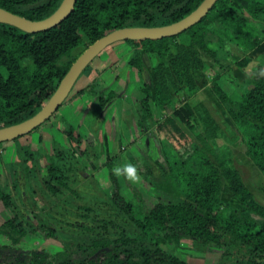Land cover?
I'll list each match as a JSON object with an SVG mask.
<instances>
[{
	"label": "trees",
	"instance_id": "obj_1",
	"mask_svg": "<svg viewBox=\"0 0 264 264\" xmlns=\"http://www.w3.org/2000/svg\"><path fill=\"white\" fill-rule=\"evenodd\" d=\"M202 1L77 0L64 21L37 33L0 22V128L28 119L47 103L76 60L78 47L123 27L171 24ZM232 1L245 5V12ZM61 2L0 0V7L41 20ZM254 20H264V0H218L201 21L179 35L127 40L133 47L129 65L143 77L147 57L153 72L154 88L147 81L138 87L142 95L132 117L137 132L152 127L157 112L176 109L174 88H186L190 96L199 91L204 57L219 61L225 46L223 34L244 48L257 46L261 30ZM90 68L91 64L84 72ZM97 85L88 90L98 97L91 111L100 123L106 107L121 93L111 87L97 89ZM248 85L237 99L217 82L212 88L243 136L248 155L264 171V74ZM186 109L204 126L197 134L195 151L183 157L163 148L164 161L148 158L143 166H134L135 173L143 170L150 183L151 204L140 192L129 196L124 191L115 171L120 156L106 161L112 183L108 199L102 204L82 201L78 189L84 180L81 168L86 161L98 160V150L70 123L61 131L74 147L55 143L47 156L24 143L31 132L14 139L18 159L9 164V182L2 179L0 159V202L13 212L0 224V233L11 240L0 244V264H191L165 248L184 239L221 248L218 264H264V205L240 172L211 145L222 129L209 109L203 103L186 105ZM186 120L183 116L182 121ZM165 124L183 133L173 116L168 115ZM225 192L238 199L241 207L224 201ZM18 193L29 195L31 215L17 201ZM75 198L81 201L76 203ZM38 232L45 237L61 233L67 238L64 248L52 254L44 248L18 246Z\"/></svg>",
	"mask_w": 264,
	"mask_h": 264
},
{
	"label": "rangeland",
	"instance_id": "obj_2",
	"mask_svg": "<svg viewBox=\"0 0 264 264\" xmlns=\"http://www.w3.org/2000/svg\"><path fill=\"white\" fill-rule=\"evenodd\" d=\"M232 3L242 13L245 12V5L238 4L234 1H232ZM254 23H256L261 30V42L254 48L248 49L229 41L226 35L223 34L226 38L225 46L224 50L221 51L219 61L204 57L205 68L199 77V91L190 96L186 88L180 86L174 88L173 93L176 97V109L168 108L163 113L157 112L153 121L154 125L148 130L137 132L136 125L132 122V117L134 116L136 108L130 109V106H126L127 104L120 107L126 110L130 109L128 119H121L120 125H118V122L116 125L110 124L109 127L105 125V129L110 138L109 141H105L103 135L99 136L97 134L96 130H100L101 123L92 126L87 125V127H85L87 132L90 131L87 137L89 143L98 150V160L86 161L81 168L84 180L78 185V189L82 195V201H101L100 203L102 204V202L108 199L112 183L109 178L106 161L120 156L121 158L117 162V168H121L122 171L118 173V178L124 191L129 196H132L136 192H140L143 195V199L146 200L148 204H151L154 198L150 195V183L144 176V171L141 170L139 174L135 173V178L130 179L127 173L123 171V168L128 164L143 166V163L148 158H158L164 161L163 148L172 149L183 157L190 156L199 144L197 134L203 131L204 126L191 115H188L186 105L195 106L199 103H203L222 129L219 137L212 140L211 145L217 150L218 156L225 158L240 172L245 183L254 193L255 198L264 205V171H261L248 155L246 142L243 136L237 128L236 123L229 115L224 103L217 97L212 88L213 83L217 82L230 94V96L237 99L239 95L248 88L249 80L262 74L261 69H264V20H254ZM216 31H218L217 28ZM212 39L214 40L213 44L216 46L219 45L218 38L215 35L212 36ZM87 47L86 45L78 47L74 51V56L78 57ZM101 55L93 60L91 66L98 61ZM145 59L147 70L144 76L141 77L139 84L143 81H147L149 87L154 88L151 64L147 57H145ZM88 72H84L80 76L75 89L82 83ZM130 82L131 81H129V83ZM132 82L129 86L126 78L123 80L119 79L112 84L109 83L110 86L108 87L115 88V90L119 92L124 91V101L129 105L132 99H135V97L137 98L138 94H140V96L142 95L138 88L139 84L135 86ZM92 84L96 86L97 83L95 81L92 82L86 89H91ZM102 88L107 87H102L100 84L97 85V89ZM73 92L74 91H72V93ZM120 99V97L117 99V103L122 102ZM137 101L139 100L137 99ZM137 101L134 102L137 103ZM116 106H114V108ZM60 109L57 110L49 120L34 129L28 135L27 139L24 138L26 139L25 141H22H24V143H31L32 148L34 150L39 149L44 156L52 152L55 143H59L61 146L73 145L61 131V120L59 117L57 118V113ZM179 111H181V113ZM168 115L173 116L177 120L183 133L176 131L170 124L163 125L164 119ZM183 116L187 118L186 121H182ZM85 129L83 127L81 132ZM16 148L17 142L13 140L0 144L3 181L9 182V164L18 159ZM214 158V160H216V157ZM46 162L47 157H44L43 163L45 164ZM16 197L17 201L21 202V206H26L25 208L27 209L24 208L26 210L25 213L31 215L30 213L33 212H30L32 208H30V211L28 208L30 205L29 195H20L18 193ZM81 198H75L74 200L78 203L81 201ZM222 198L224 201L234 206L241 207L239 200L229 192L223 193ZM39 205L42 206L43 203L40 202ZM12 214V210L6 208L0 202V224L12 216ZM251 215L256 217L254 214ZM30 218L35 219L34 217ZM66 241L67 238L61 233L56 237H45L41 232H38L34 236L21 240L18 246L27 250L44 248L50 253L55 254L64 248ZM5 243H11V240L0 233V244ZM165 248L170 253L187 259L192 264H218L222 257L221 248H217L213 245L204 246L202 243L190 239H184L176 246L165 245Z\"/></svg>",
	"mask_w": 264,
	"mask_h": 264
},
{
	"label": "water",
	"instance_id": "obj_3",
	"mask_svg": "<svg viewBox=\"0 0 264 264\" xmlns=\"http://www.w3.org/2000/svg\"><path fill=\"white\" fill-rule=\"evenodd\" d=\"M77 0H62L59 7L48 17L32 20L0 7V22L20 29L37 33L49 30L64 21L73 11ZM218 0H203L200 5L184 18L162 26H132L113 30L90 44L72 63L47 103L33 116L13 125L0 128V143L12 141L29 134L42 125L67 100L84 70L108 46L126 40L160 39L176 36L201 21L215 6Z\"/></svg>",
	"mask_w": 264,
	"mask_h": 264
},
{
	"label": "crops",
	"instance_id": "obj_4",
	"mask_svg": "<svg viewBox=\"0 0 264 264\" xmlns=\"http://www.w3.org/2000/svg\"><path fill=\"white\" fill-rule=\"evenodd\" d=\"M132 49V44L129 41H119L110 45V47L108 46V49L106 48L104 52L102 51L99 54L102 55L99 57L98 61L91 66V71L86 74L82 83L78 85L76 89L74 88V92H71L72 94L70 93L67 100L60 106L61 109L59 107L60 111L57 113V118L59 117V119L61 120V129L65 126L66 123H70L75 127H78L77 129L81 132L83 127L85 129L87 125L92 126L94 124H97L95 116L91 111V105H93L97 101L98 97L96 95H93L88 89H86L87 86L92 82L95 81L102 87H108L110 86L109 83L112 84L119 79L123 80L125 78L127 79V84L129 83V81H133L132 83L135 86L140 83L141 76L139 72L129 65V61L132 56ZM82 89L85 90L80 91ZM123 92H119L121 93V103H117V100H115L106 107L104 115L100 122L101 128L100 130H96L99 136L103 135L105 141H109L110 139L108 136V132L105 129V125L109 127L110 124L116 125L117 122L118 125H120L121 119L129 118L130 109H137L139 107V102L137 101V99L139 100L140 94H138L137 98L135 97V99H132V102H130V104L128 105V103L124 101ZM134 101H137V103H135ZM125 104H127V107L130 106L129 110L120 107L124 106ZM114 106L116 107L114 108ZM81 133L85 134L86 137H88L90 131L87 132V130L85 129Z\"/></svg>",
	"mask_w": 264,
	"mask_h": 264
},
{
	"label": "clouds",
	"instance_id": "obj_5",
	"mask_svg": "<svg viewBox=\"0 0 264 264\" xmlns=\"http://www.w3.org/2000/svg\"><path fill=\"white\" fill-rule=\"evenodd\" d=\"M261 73L264 74V69H261ZM115 171L117 173L121 172L122 169L121 168H116ZM123 171L127 173L128 177L131 179V178H135V167L131 164H128L126 165L124 168H123Z\"/></svg>",
	"mask_w": 264,
	"mask_h": 264
}]
</instances>
